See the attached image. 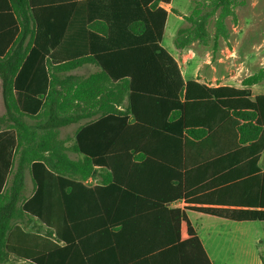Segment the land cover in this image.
<instances>
[{"label":"trees","instance_id":"1","mask_svg":"<svg viewBox=\"0 0 264 264\" xmlns=\"http://www.w3.org/2000/svg\"><path fill=\"white\" fill-rule=\"evenodd\" d=\"M110 2L99 19L126 29L123 47L99 43L97 12L75 16L71 0H0V264H213L190 225L181 239L184 212L165 206L188 196L187 174L172 172L178 164L167 156L184 165L190 154L258 161L264 150V94L251 90L264 80V66L241 87L186 81L161 44L168 12L160 3L171 0H126L121 13ZM194 2L175 37L181 50L209 43L213 17L215 38L228 37L225 20L244 4ZM78 25L94 31L90 47L72 46ZM88 62L98 69L73 73ZM72 124L78 128L67 145L61 129ZM216 138L229 142L216 145ZM150 166L162 173L144 171ZM168 177L167 198L139 190ZM261 178L263 186L264 172ZM135 200L148 205H122ZM258 205L194 209L264 223V200ZM34 220L41 228H29Z\"/></svg>","mask_w":264,"mask_h":264},{"label":"crops","instance_id":"2","mask_svg":"<svg viewBox=\"0 0 264 264\" xmlns=\"http://www.w3.org/2000/svg\"><path fill=\"white\" fill-rule=\"evenodd\" d=\"M113 1L116 4L114 5V8L118 7L119 12L121 13L125 9L124 3L126 0ZM71 2L73 5V14L75 16H79L84 9H87L89 14L93 13V11L97 12L93 13L91 16H94L93 18L97 19L92 22L102 23L100 25L98 24L103 30V33H98L103 37V39L98 38L97 41H99V43H101V41L103 43L108 41L107 43L110 42V45H114L115 47L126 46L128 35L126 29L107 28L104 19L103 21L99 19V12L105 14L109 11L108 6H111L110 0H71ZM160 6L165 8L168 12L161 42L162 46L165 48L163 44L164 35L168 27L170 14L174 11L175 7L173 5V0H171L170 3L162 2L160 3ZM180 18H182V15H180ZM88 30L90 31L91 29L84 25H78L74 28L75 32L72 36L71 42L74 48L90 47V39L94 36H89L90 34H88ZM106 31L110 32L108 37ZM154 35H156V31L152 34V37ZM177 50L179 51L178 54H174L167 49V51L177 60L186 81L190 79H199L201 82H205L210 86H234V84L229 82L230 78L227 76H232V73H221L218 69H215L214 66H212L214 70H208L201 73V66L199 63V67L194 72L190 75H186L182 65H187L195 58V54L193 51L187 52L185 49L181 50L177 48ZM209 62L208 60L205 61L207 64ZM258 63L259 62H254L253 69L256 70L255 72L264 66V63ZM97 69L96 65L92 62H88L83 64L81 67L74 69L73 73L87 76ZM252 70H250L247 76L255 73L250 74ZM254 85L251 86L253 96L264 94V91L259 94L255 93L253 90ZM237 86L239 85H236L235 87ZM241 86L242 84L239 87ZM64 128L65 127L61 129V137L66 139L67 145H71L74 143L75 134L73 137H64L62 135ZM228 142L229 141H226L223 138H216L214 140L216 145H227ZM234 142V140H231V144ZM167 158L170 159V162L178 164V167H172V172H176L178 175H183V173L187 174V198H180L175 201L165 203L167 208H178L183 211L186 216V219H182L180 224L181 239L184 240L188 237L187 229L190 225L200 238L202 245L213 264H217V261L220 264H263V222L233 221L206 214L197 211L194 208H261L260 206L262 205H258V202L262 199L264 200V185L262 186L261 180V173L264 172V150L262 151L258 161L248 159L246 161L238 162L240 156L239 154H235V152L229 154H204V156L190 154L186 157V162H188L186 165H184L183 160H180V158L171 156H167ZM186 167L188 169H185ZM256 167L259 168V171L256 170ZM144 171L156 174L157 176L162 173V170H160V168H155V166L145 168ZM162 180L163 179H158L155 182L156 184L150 185L149 187H140L139 190L146 192L149 194L148 196L158 198L159 200L167 198L173 193V186L169 182V177L165 183H162ZM91 181L92 183H95L96 180L93 177L86 180L87 183H91ZM135 201L136 203H123L122 205L123 207H126L133 204V206H141V208H146L148 205L146 201H143L142 204H140L141 202H138L137 200ZM139 216L140 218L137 220H143L142 215ZM33 227L35 229L41 228V225L37 220H34L30 224L29 228L31 229Z\"/></svg>","mask_w":264,"mask_h":264},{"label":"rangeland","instance_id":"3","mask_svg":"<svg viewBox=\"0 0 264 264\" xmlns=\"http://www.w3.org/2000/svg\"><path fill=\"white\" fill-rule=\"evenodd\" d=\"M175 7L170 14L168 27L166 29L163 44L166 49L174 54H178L174 40L178 29L188 25L184 16L191 14L195 2L194 0H173ZM235 16H228L225 20L228 29V37L222 35L215 38V20L213 17L209 24L210 41L207 45L199 42L193 43L186 48L187 52L193 51L195 58L187 65H182L186 75H190L201 66V73L218 69L221 73H226L229 82L241 85V80L247 76L254 67V62L264 63V0H244V4L234 7ZM182 15V18H180ZM217 42V43H216ZM216 43V44H215ZM208 60V64L205 61ZM259 60V61H258ZM256 70L253 69L250 74ZM237 86V87H239ZM255 93L264 91V81L253 86ZM5 111L0 91V115ZM78 125L65 127L62 135L73 137ZM92 183V181H91ZM28 194L33 190L30 175L27 176ZM217 264H220L218 261Z\"/></svg>","mask_w":264,"mask_h":264}]
</instances>
